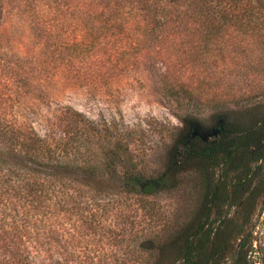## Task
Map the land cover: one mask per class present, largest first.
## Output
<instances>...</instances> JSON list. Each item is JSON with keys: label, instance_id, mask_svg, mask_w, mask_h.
<instances>
[{"label": "rangeland", "instance_id": "1", "mask_svg": "<svg viewBox=\"0 0 264 264\" xmlns=\"http://www.w3.org/2000/svg\"><path fill=\"white\" fill-rule=\"evenodd\" d=\"M100 2L86 4L91 17L68 20L50 18V0H35L21 17L27 30L2 22L0 55L30 82L19 89L18 113L41 135L62 130V118L82 119L69 125L74 162L62 170L67 197L82 208L51 223L53 237L31 248L29 264H153L162 243L206 212L201 177L186 171L175 188L140 199L125 191L130 166L115 139L127 143L137 171L157 177L186 123L205 133L222 119L264 120V46L254 38L228 32L205 41L199 27L160 29L136 6ZM260 179L244 264H264V163ZM224 210L241 221L236 206Z\"/></svg>", "mask_w": 264, "mask_h": 264}, {"label": "trees", "instance_id": "2", "mask_svg": "<svg viewBox=\"0 0 264 264\" xmlns=\"http://www.w3.org/2000/svg\"><path fill=\"white\" fill-rule=\"evenodd\" d=\"M99 1H104L108 10L136 6L160 29L178 23V28L186 32L192 25L200 28L205 41L237 32L254 38L259 47L264 46V0H50V18H89L92 12L85 8L86 4ZM34 2L0 0V40L3 21L13 33L27 30L21 17L30 16ZM7 64L0 55V264H29L31 248L53 237L51 223L65 211L82 208L77 196L67 197L68 185L62 171L74 162L68 155L77 136L69 125L81 123L82 119L69 116L62 118L59 132H36L29 119L17 110L19 89L30 82ZM216 126L219 132L205 140L186 123L169 150L165 170L157 177H146L136 170L123 139H115L112 145L117 154L125 155L130 166L125 191L140 199L175 188L179 176L186 171L201 177L206 212L201 209L197 221L191 219L162 243L153 264L246 262L244 231L250 219L249 206L261 187V179H255L262 175L264 163V120L244 124L222 119ZM215 170H219L216 177ZM233 206L241 221L236 215L224 214V208ZM210 213H214L211 219ZM215 222L218 223L214 225ZM166 246L170 251L165 257Z\"/></svg>", "mask_w": 264, "mask_h": 264}, {"label": "water", "instance_id": "3", "mask_svg": "<svg viewBox=\"0 0 264 264\" xmlns=\"http://www.w3.org/2000/svg\"><path fill=\"white\" fill-rule=\"evenodd\" d=\"M219 132L218 128H216L215 130H212L211 132H198L197 129L194 130V133L199 134L202 138L206 139V137L208 136H213L216 135Z\"/></svg>", "mask_w": 264, "mask_h": 264}]
</instances>
